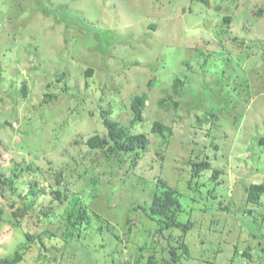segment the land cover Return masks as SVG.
Listing matches in <instances>:
<instances>
[{
    "label": "rangeland",
    "instance_id": "obj_1",
    "mask_svg": "<svg viewBox=\"0 0 264 264\" xmlns=\"http://www.w3.org/2000/svg\"><path fill=\"white\" fill-rule=\"evenodd\" d=\"M105 120L147 146H89ZM253 183L264 0H0V258L174 264L173 246L178 264H264ZM165 191L187 231L150 214Z\"/></svg>",
    "mask_w": 264,
    "mask_h": 264
},
{
    "label": "trees",
    "instance_id": "obj_2",
    "mask_svg": "<svg viewBox=\"0 0 264 264\" xmlns=\"http://www.w3.org/2000/svg\"><path fill=\"white\" fill-rule=\"evenodd\" d=\"M203 2L204 4H208V0H198ZM226 20L230 19V16H225ZM178 81L177 79H175ZM142 103L143 97L141 95H135L131 102L130 108L133 112V122H138L141 120L142 114ZM104 124L107 129L106 137H100L98 134H94L87 139V144L91 147H105L109 145L111 142H114V147H117L125 152H129L131 154H136L138 149L145 148L149 142L147 136L144 133L130 134L127 133L125 128L119 126L117 122L105 120ZM153 132H161L164 130H168V126L163 125L159 122H154L151 127ZM264 190V185L262 183H253L249 187L248 199L251 202H258L260 194ZM179 202L174 198L172 194L168 191H165L163 194H157L153 196L152 201L149 205V211L152 216L156 218V220L163 224V227H179L184 231H187L189 227L187 224H184L178 221L176 218H171V212L174 210H178ZM82 217V215L80 216ZM171 259L174 264L177 263V252L176 247L170 248ZM19 254H16L11 257H3L0 258V262L3 264H14L17 259H19Z\"/></svg>",
    "mask_w": 264,
    "mask_h": 264
}]
</instances>
